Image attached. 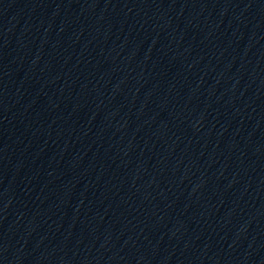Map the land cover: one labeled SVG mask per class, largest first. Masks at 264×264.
I'll use <instances>...</instances> for the list:
<instances>
[{
	"label": "water",
	"instance_id": "1",
	"mask_svg": "<svg viewBox=\"0 0 264 264\" xmlns=\"http://www.w3.org/2000/svg\"><path fill=\"white\" fill-rule=\"evenodd\" d=\"M0 264H264V0H0Z\"/></svg>",
	"mask_w": 264,
	"mask_h": 264
}]
</instances>
